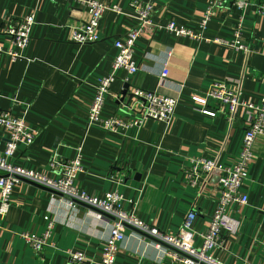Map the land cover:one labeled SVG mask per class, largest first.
I'll return each instance as SVG.
<instances>
[{
	"label": "crops",
	"instance_id": "crops-1",
	"mask_svg": "<svg viewBox=\"0 0 264 264\" xmlns=\"http://www.w3.org/2000/svg\"><path fill=\"white\" fill-rule=\"evenodd\" d=\"M98 1L125 9L130 2ZM243 1H248L245 8L240 6ZM212 4L214 16L203 36L230 43L242 22L248 52L148 28L134 49L138 73L116 72L103 115L125 123L138 120L141 105L133 97L135 89L157 92L179 105L168 126L146 120L140 129L117 135L88 129L87 118L98 80L112 73L113 40L134 27L133 19L107 11L100 25L101 40L79 45L71 35L86 22L88 13L78 4L0 0V45L6 50L13 45L3 32L31 10L36 13L24 57L12 61L0 56V110L24 117L38 132L30 147L21 146L16 152L17 163L56 176L51 169L54 155L74 157L81 147L83 172L76 183L82 191L96 198L118 192L126 211L169 233H176L195 209L194 228L206 231L219 201V180L216 173L195 177L193 164L211 159L230 166L241 151L247 126L214 102L209 109L215 117L198 112L192 96L213 83H226L246 101L258 102L264 95V0H156L152 18L153 25L175 21L200 35L199 23ZM5 146L0 127V154ZM254 153L244 184L249 203L235 207L239 230L222 236L226 251H215L226 264H264V135L256 141ZM47 189L28 180L15 187L0 230V264H67L68 253L77 251L85 253V264H99L114 220L108 216L97 220L93 207L81 202L72 207L67 198ZM49 222L55 224L49 247L36 250L20 236L41 237ZM167 249L127 229L116 264H167L163 260Z\"/></svg>",
	"mask_w": 264,
	"mask_h": 264
},
{
	"label": "built area",
	"instance_id": "built-area-1",
	"mask_svg": "<svg viewBox=\"0 0 264 264\" xmlns=\"http://www.w3.org/2000/svg\"><path fill=\"white\" fill-rule=\"evenodd\" d=\"M50 1L57 3L60 0ZM63 1H72L88 13L86 22L73 29L71 41L75 44L87 45L101 40L100 25L107 11L129 16L135 22L134 27L124 37L113 40L116 56L112 73L100 78L94 89L87 118L88 129L98 128L118 135L123 130L140 129L146 120L163 122L168 126L174 119L179 105L178 100L142 89H135L132 93L141 105V115L138 120L125 123L103 115L107 97L116 79V72L121 69L126 70L131 76L138 73L139 67L133 59L134 49L139 38L150 27L164 30L178 37L186 36L194 40L230 44L237 50L248 52V48L242 40L244 29L242 22L234 30L233 41L230 43L220 39L209 40L203 36L208 23L214 16L215 4L209 6L200 21L201 34L199 35L193 29L178 26L175 21H170L164 26L153 25L152 18L156 0H130L126 9L98 0ZM247 4L248 1L240 2L241 8H245ZM35 24L36 13L35 10H31L14 25L8 27L3 33L10 39L13 49L6 50L0 45V56L7 55L12 61L23 58L24 52L32 40ZM166 75V73L162 74L163 77ZM192 101L195 110L210 117L216 115L209 109L210 102L223 106L232 118L247 126L241 151L230 166H223L211 159H199L193 164L192 175L197 178L213 173L220 175L219 201L206 231L195 230L194 222L197 218L195 209L189 211L184 224L176 233H169L150 226L137 215L126 211L123 208L124 198L118 192H107L104 198H96L82 191L76 183L78 176L83 172L81 147L76 149L74 157L61 158L57 154L54 155L51 169L57 173L56 176H50L18 164L16 152L21 146L30 147L38 132L24 117L15 116L11 110H0V127L4 129L6 136V146L0 154V171L4 173V176L0 177V230L3 229L2 223L12 207L13 191L24 179L58 192L64 198H70L69 204L72 207H75L74 203L81 202L99 210L95 215L97 220H102L107 215L114 220L109 236L104 243L99 264H116L121 244L126 239V225L152 236L157 240L158 246L166 244L171 247L165 251L163 259L167 260V264H226L215 251L219 248L223 251L226 249L222 248L221 244L223 235H231L239 230L240 223L235 214V207L245 206L249 203V197L243 187L255 156V143L258 138L264 135V95L258 102L246 101L241 98L239 93L231 90L226 83H213L208 90L194 94ZM54 227V222H49L41 237L28 233H22L20 236L30 246L40 250L51 245ZM86 262L87 257L82 251L69 252L67 255V264H85Z\"/></svg>",
	"mask_w": 264,
	"mask_h": 264
},
{
	"label": "water",
	"instance_id": "water-1",
	"mask_svg": "<svg viewBox=\"0 0 264 264\" xmlns=\"http://www.w3.org/2000/svg\"><path fill=\"white\" fill-rule=\"evenodd\" d=\"M129 84L128 85H126V87H125V89H124V92H123V96L125 97L127 94H128V89H129ZM132 97V96H131ZM219 173H216V179L217 180H219L220 178H219ZM23 181H24V179H23ZM29 181V180H28ZM32 184H34L35 186H39V187H41V188H44V189H47V187L45 188L44 186H42V185H39V184H37V183H34V182H31ZM47 190H49V189H47ZM55 193H57V194H59V195H61L60 193H58V192H55ZM62 196V195H61ZM68 200H70V198H68V197H66ZM78 203V202H77ZM79 204H81V203H79ZM82 205H85V204H82ZM96 212H99V210H97V209H95V208H93ZM108 216V215H107ZM109 217V216H108ZM126 228L127 229H130V230H133V231H135V232H138L139 234H141V235H143V236H145V237H147V238H149V239H151V240H153V241H155V242H157V240L155 239V238H153L152 236H149V235H147V234H145V233H143V232H141L140 230H138V229H136V228H134V227H132V226H129V225H126ZM162 246H165V247H167V248H171V247H169L168 245H166V244H162Z\"/></svg>",
	"mask_w": 264,
	"mask_h": 264
},
{
	"label": "rangeland",
	"instance_id": "rangeland-1",
	"mask_svg": "<svg viewBox=\"0 0 264 264\" xmlns=\"http://www.w3.org/2000/svg\"><path fill=\"white\" fill-rule=\"evenodd\" d=\"M107 98H108V97H107ZM243 190H245L244 187H243Z\"/></svg>",
	"mask_w": 264,
	"mask_h": 264
}]
</instances>
